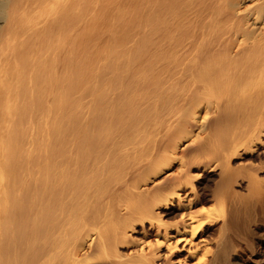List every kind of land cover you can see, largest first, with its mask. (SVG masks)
I'll return each mask as SVG.
<instances>
[{
	"label": "bare ground",
	"instance_id": "6f19581e",
	"mask_svg": "<svg viewBox=\"0 0 264 264\" xmlns=\"http://www.w3.org/2000/svg\"><path fill=\"white\" fill-rule=\"evenodd\" d=\"M0 264H264V0H0Z\"/></svg>",
	"mask_w": 264,
	"mask_h": 264
}]
</instances>
